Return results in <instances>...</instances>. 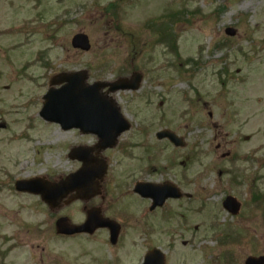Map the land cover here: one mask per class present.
<instances>
[{
	"label": "rangeland",
	"instance_id": "rangeland-1",
	"mask_svg": "<svg viewBox=\"0 0 264 264\" xmlns=\"http://www.w3.org/2000/svg\"><path fill=\"white\" fill-rule=\"evenodd\" d=\"M110 1L46 0L37 8L35 0H0V73L3 74L0 110L11 109L9 115L0 113V159L14 164L17 176L40 175L51 181L56 179L55 175L63 178L80 164L69 158L67 147L97 141L95 136L83 135L76 129L61 130L41 123L39 111L43 95L50 87L47 72L87 70L89 82L114 80L130 75L137 68L147 72L139 91L113 94L134 123L133 134L123 138L134 141L135 146L130 150L132 158L121 156L118 150L111 151L109 180L105 178L102 183L110 185L102 192L105 197L77 199L50 209L39 195L18 198L15 189L13 195L1 188L0 197L14 203L0 201V234L8 235L20 229L25 239L38 237L37 243L46 244V237L52 239L47 235L53 231L57 218L68 215L72 222H81L85 217L81 210L84 205L102 203L104 214L114 216L120 204L111 197L119 185L138 177L152 181L170 179L192 194V198L182 199V209L178 210L189 215L185 226L198 224V229L192 232L200 243L199 250L183 246L190 230L177 228L179 223L174 224L176 241L169 243L170 233H162L163 225L156 218H151L150 225L156 230L150 235L143 231L146 228L143 222L128 225L117 246L112 247L108 232L101 230L83 240L57 242V237L53 238L48 250L53 244L55 254H64L71 264H80L77 260L82 252L85 255L90 252L95 259L85 264H106V260L114 264H136L142 250L160 246L170 251L171 264H179L178 255H185L181 261L190 263L187 255L195 252L191 264H210L214 260L219 263L225 250L210 239L214 237L213 231L223 234L231 225L229 231L239 227L240 231L247 229L256 235L250 245L237 249L241 264H245L249 255L264 254V208L252 207L250 189L252 183L264 191V0H125L120 8V26L109 30L100 7ZM181 7L189 11L187 20H182L177 28L180 33L177 57L168 53L165 45L154 44L156 36L149 24L166 13L167 8ZM228 25L237 29L236 36L226 35ZM80 31L90 36L92 48L88 52L72 47V37ZM226 38L229 45L217 47ZM191 57H200L201 62L192 72L184 71L190 69L185 62L177 69L168 65L169 61L181 59V64ZM26 60L31 63L27 70H22ZM45 61H48L46 68L41 66ZM223 78H228L225 85ZM31 121L35 123L29 131L31 140L9 138L13 132L20 134ZM145 127L147 133L138 135ZM163 128L183 135L187 147L174 149L166 141L157 140L155 133ZM14 142L17 144L12 148L5 147L6 143ZM227 153L230 155L223 157ZM187 154L193 156L190 164L182 161ZM169 158L176 160L173 167ZM143 165L148 170L140 171ZM0 176L6 177L5 168L0 170ZM112 176L116 183H112ZM229 194L242 201L237 216L220 207ZM122 200L132 209L140 205L135 195L125 194ZM203 204L207 208L195 213L196 207L202 208ZM251 212L255 214L252 220L248 216ZM215 221L218 224L211 228ZM27 227H31L30 233H25ZM110 247L115 248L114 254ZM92 256L88 255L86 260ZM28 257L27 251L15 252L7 260L8 264H34L26 263Z\"/></svg>",
	"mask_w": 264,
	"mask_h": 264
},
{
	"label": "water",
	"instance_id": "water-1",
	"mask_svg": "<svg viewBox=\"0 0 264 264\" xmlns=\"http://www.w3.org/2000/svg\"><path fill=\"white\" fill-rule=\"evenodd\" d=\"M72 42H73V45L75 47H80V48L85 49V50H88L90 48L89 38L85 34H77L73 38ZM73 76H79L81 78V81L79 83L75 82V84H74V82L72 80ZM86 78H87V76H86L85 72H77L75 74H68V73L62 74L61 78L55 80L54 83L69 81V84L65 85L61 91L51 92L53 99L46 104V107L44 108L43 114L45 115L46 112H48L51 116H48L47 114H46V116H48L49 118H51L53 120H58V121H65L64 119L71 120L73 122V124H71V126L78 124V126H80L82 129H84V131H93V129L86 130L87 128H86V126H84L86 119L89 117H98V118L91 119V120H93V121L98 120L99 124H100V126H102V128H106V126H107L106 123L101 125V123H104V122H116V123H120V125L123 126L125 124V120L123 119V117L120 114L119 107L116 106L115 103L111 99H109L107 96L102 94L101 89L107 85L111 86L110 91H115V90L120 89V88L137 89L139 87L138 84L137 85H125L124 82H126V79H120L117 82L110 83V84H104V83L97 84V88L95 90H96V94L99 96L98 101L101 102L100 106L107 107V108H109V110H112L113 115L110 116L108 111H106L107 108L105 111L101 108L89 109V107L91 105H97L98 104L97 100H94V101L92 100L89 103L90 100L87 101V99L86 100L82 99V97H85L84 95H82L83 94L82 91L86 90V88H85L86 87V83H85ZM141 78L142 77L139 73H136L134 75V80H136L138 83L141 81ZM76 92L78 93L77 98H75ZM68 96L70 97L69 100H68ZM67 100L70 103H68ZM100 126L92 125L90 127H94V128L99 130L101 128ZM123 128H119L118 131L121 132V130ZM118 133H114L109 139L103 138L102 143H100V147L106 148L107 146H113L116 142V138L118 136ZM169 135L171 136V134L168 131H163V132H160L158 134L159 137L169 136ZM175 142L177 144H182L181 138L175 137ZM80 150L81 149L79 147L75 148L73 150L71 156L76 157ZM85 162L88 165V162H90V160L85 158ZM85 185H88V183ZM78 187H80V186H78ZM70 188L73 189L74 187L71 186ZM43 195L47 196L46 191H43ZM48 201L52 205L57 203V201H55L53 198H49ZM87 225L88 224H85L82 227L74 228L73 225H71L69 223L67 218H63L58 222V230H59V232L63 231V232H68V233L69 232H75V231H83V230L88 228ZM102 225H111L112 226V224L110 222H105V221L102 222ZM97 226H95V224H92V229L90 230V232H93ZM247 264H264V259L250 258L247 261Z\"/></svg>",
	"mask_w": 264,
	"mask_h": 264
},
{
	"label": "flooded vegetation",
	"instance_id": "flooded-vegetation-1",
	"mask_svg": "<svg viewBox=\"0 0 264 264\" xmlns=\"http://www.w3.org/2000/svg\"><path fill=\"white\" fill-rule=\"evenodd\" d=\"M13 240V241H12ZM28 243H26L25 246H29L31 249H33V254L32 258L35 255V258L37 260H40L41 262H44L45 264H56L55 262V254H54V249L48 250V245H43L40 247V245L37 243L38 237H28L25 239ZM21 237L18 235L16 238L12 239H7L4 236H1L0 234V264H7L8 260L7 257L11 253L10 249L11 246H14L16 249H22L23 245L20 244L21 242ZM16 243L15 245H12L13 243ZM9 244V245H8ZM8 246V247H7ZM40 247L39 255H38V248ZM148 250L145 251L147 253ZM185 255H178L179 259V264H191L193 262V259L195 255H187V257L190 259V263H187L185 261H181V258L184 257ZM142 261V260H141ZM140 261V262H141ZM171 262V259L169 257H166V264H169ZM61 264V263H58Z\"/></svg>",
	"mask_w": 264,
	"mask_h": 264
},
{
	"label": "bare ground",
	"instance_id": "bare-ground-1",
	"mask_svg": "<svg viewBox=\"0 0 264 264\" xmlns=\"http://www.w3.org/2000/svg\"><path fill=\"white\" fill-rule=\"evenodd\" d=\"M4 203L9 205V204L14 203V201H12V200H7V201H5Z\"/></svg>",
	"mask_w": 264,
	"mask_h": 264
}]
</instances>
